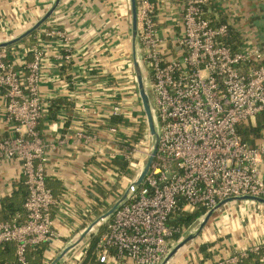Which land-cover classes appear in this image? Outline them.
<instances>
[{
    "label": "built area",
    "instance_id": "built-area-1",
    "mask_svg": "<svg viewBox=\"0 0 264 264\" xmlns=\"http://www.w3.org/2000/svg\"><path fill=\"white\" fill-rule=\"evenodd\" d=\"M136 2L138 61L154 100L158 146L140 186L136 181L154 149V144L149 148V140L155 143L148 126L141 141L136 145L129 142L126 152L116 153L128 163L134 177L122 174L125 199L110 217L100 221L105 230L97 245L99 264H163L180 232L171 225L178 210L192 213L205 208L208 213L229 199H264L260 176L264 147L250 146L238 131L242 123L264 110L262 55L233 52L221 41L228 34V25L212 26L205 8L210 0H187L183 32L173 38L174 48L168 51L158 36L149 0ZM45 35L67 42L56 28L47 29ZM7 49H0V89L5 92L16 136L0 141V161L21 160L28 198L23 223L17 219L0 222V246L15 244L19 263L28 264L30 248L57 238L53 220L57 201L47 186L46 145L38 129L47 112L40 92L43 53L36 49L34 61L19 71L9 61ZM135 81L132 95L138 98L137 78ZM142 111L143 115L134 117L120 101L112 108L113 116H125L134 124L133 132L144 118L147 124ZM119 131L120 125L108 129L114 138ZM80 136L87 142L95 139L86 133ZM98 234L94 230V236ZM260 247L249 252L257 253ZM248 253L209 264H239ZM190 264L200 263L193 259Z\"/></svg>",
    "mask_w": 264,
    "mask_h": 264
},
{
    "label": "crops",
    "instance_id": "crops-1",
    "mask_svg": "<svg viewBox=\"0 0 264 264\" xmlns=\"http://www.w3.org/2000/svg\"><path fill=\"white\" fill-rule=\"evenodd\" d=\"M55 1L0 0V44L32 28ZM149 2L163 47L173 50V38L183 32L187 0ZM205 8L214 23L225 21L229 25L230 42L239 51L258 52L264 61V0H212ZM132 16L131 0H62L40 30L8 48L9 61L19 71L34 61L36 49L43 53L40 92L47 112L38 129L46 145L47 186L57 201L53 207L57 238L50 242L45 264H52L90 225L114 208L126 183L122 174L134 177L130 168L122 173L114 163L116 159L126 162L116 153L129 148L134 124L111 123L112 118H120L112 114L119 101L133 116H141L143 110L132 95L137 78ZM50 28L61 30L67 42L47 37L45 31ZM139 47L137 42V52ZM4 93L0 89V141L16 136ZM58 107L56 115L51 114V109ZM112 125H120L116 138L108 132ZM238 131L250 146L264 147V110L242 123ZM85 133L95 137L94 141L80 136ZM260 176L264 180V162ZM23 182L21 160L0 161V214L3 201ZM101 230L105 228H99V233ZM92 237L94 232L58 264H81ZM256 246L264 247V205L230 203L214 214L200 236L185 246L172 264H190L193 259L200 264L228 262ZM94 264L99 263L96 260Z\"/></svg>",
    "mask_w": 264,
    "mask_h": 264
},
{
    "label": "trees",
    "instance_id": "trees-1",
    "mask_svg": "<svg viewBox=\"0 0 264 264\" xmlns=\"http://www.w3.org/2000/svg\"><path fill=\"white\" fill-rule=\"evenodd\" d=\"M210 0L209 3H211ZM137 3V2H136ZM138 6V4H137ZM208 18V17H207ZM211 24L214 28H219L223 25H228L225 21H221L219 24L214 23L211 18H209ZM232 31L228 25V34L225 38H222L223 41L228 47L231 48L233 52H238L237 45H233L230 42V36ZM10 53L11 49H7ZM61 107H58L56 111H52L51 114H55L59 111ZM129 123L126 119L120 118H112L111 123ZM145 123V125L143 124ZM136 126V131L133 132L131 136L132 143L139 142L140 138H144V134L147 129L146 121ZM130 147V146H128ZM116 166L123 173L127 171L128 163L123 162L122 160L116 159ZM28 198V189L25 185V181L20 184L18 191H16L13 196L9 199L3 201L2 204V212L0 214V222H13L15 219L18 220L19 223H23L26 219V211L24 205ZM207 214V210L205 208H199L196 211L190 213L183 212L182 210H178L171 220V225L179 228L180 232L177 233L174 237L175 242H179L182 239V236L185 231L191 229L201 218H203ZM103 233V230L95 236L91 238V242L89 245V249L87 251L86 257L81 264H94L96 263V251L97 245L100 239V235ZM50 242H46L30 248L27 252V261L28 264H45V253L49 248ZM0 264H20L16 254V245L15 244H6L0 246ZM239 264H264V247H260V250L257 253L249 252L246 258H243Z\"/></svg>",
    "mask_w": 264,
    "mask_h": 264
},
{
    "label": "water",
    "instance_id": "water-1",
    "mask_svg": "<svg viewBox=\"0 0 264 264\" xmlns=\"http://www.w3.org/2000/svg\"><path fill=\"white\" fill-rule=\"evenodd\" d=\"M61 1L62 0H56L55 3L53 4L52 8L46 13V15L39 22H37L34 26H32V28H30L28 31H26L24 34H22L18 38H15L14 40H11V41L3 43V44H0V49L10 48L11 46L16 45V44L22 42L23 40L29 38L33 34H35L52 17V15L54 14L56 9L58 8V6L61 3ZM131 4H132V15H133L132 16L133 38H134V43H135L134 44V46H135V48H134L135 49L134 66H135V72H136V77H137V82H138V90H139V94H140V97H141L143 110H144L145 117H146V120H147V126H148V129H149V132H150L151 136L155 140L153 152L150 155L149 160H148L143 172L141 173V175L139 176L138 180L136 181V185L140 186L143 183V181H144L147 173L149 172V169H150V167H151V165H152V163L154 161V157L156 155L157 146H158V133H157V130H156L155 118H154L153 109H152V106H151L149 94H148V91H147L144 74H143V71H142L141 66L139 64V61H138V52H137V49H138L137 48V42H138V20H137V3H136V0H131ZM124 199H125V196L114 206V208L111 211H109L107 214H105L100 220H97L96 222H94V224L90 225L87 228V230L84 232V234L81 236L80 240L76 241L71 246H68L60 254V256L58 258H56L52 262V264H58L67 255V253H69L71 250H73L75 247H77L78 244L86 236H88L89 234H92V232H94V230H99V228H101L100 221L103 218L105 219V218L110 217L115 212V210L117 209V207L119 206L121 201H123ZM245 201H252V202H256V203L264 205V199L255 198V197L233 198V199H229V200H226V201L220 203L215 210H213L211 212H208L203 217V219L200 222V226H199L198 230L195 233H190L186 238H184V239L182 238V240L169 253L168 257L166 258V260L164 261L163 264H172L175 256L185 246H187L189 243L193 242L196 238H198L200 236V234L203 232V230L208 225V223L210 222V220L212 219V217L214 216V214L217 211H219L221 208H223L224 206H226L229 203H232V202H245Z\"/></svg>",
    "mask_w": 264,
    "mask_h": 264
},
{
    "label": "rangeland",
    "instance_id": "rangeland-1",
    "mask_svg": "<svg viewBox=\"0 0 264 264\" xmlns=\"http://www.w3.org/2000/svg\"><path fill=\"white\" fill-rule=\"evenodd\" d=\"M147 91H148V94H149V98H150V102H151V106L152 107H154V100H153V97H152V95H151V93H150V91L147 89ZM135 93V92H134ZM137 94H138V98H139V100H138V102H139V104H141V107H142V103H141V98H140V94H139V90L137 91ZM141 115H143V111H142V114ZM134 117H137V116H134ZM144 117H145V113H144ZM138 119H140V118H138ZM141 120V119H140ZM143 121H145V118L143 119V120H141V123H143ZM138 123H140V122H137V124ZM144 125H145V123H143ZM143 139V137L142 138H140V141ZM136 143L137 142H134V144L136 145ZM153 144H154V141H153V139L151 138V140H149V148L151 149L152 147H153ZM136 148V147H135ZM139 148V147H138ZM141 148V147H140ZM200 220L191 228V229H189V230H187V231H190V232H192V233H195L197 230H198V228H199V226H200ZM189 235V233L188 232H185V234L182 236V238L184 239V238H186L187 236ZM182 240V239H181ZM178 244V242H176L174 245L176 246Z\"/></svg>",
    "mask_w": 264,
    "mask_h": 264
}]
</instances>
